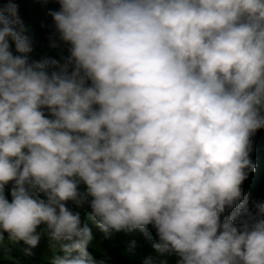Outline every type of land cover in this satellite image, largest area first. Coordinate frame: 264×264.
I'll list each match as a JSON object with an SVG mask.
<instances>
[{"label": "clouds", "instance_id": "clouds-1", "mask_svg": "<svg viewBox=\"0 0 264 264\" xmlns=\"http://www.w3.org/2000/svg\"><path fill=\"white\" fill-rule=\"evenodd\" d=\"M58 2L60 71L0 9V242L31 255L47 236L51 264H95L71 201L104 239L155 228L143 264H264V202L253 214L241 187L264 128V0Z\"/></svg>", "mask_w": 264, "mask_h": 264}, {"label": "trees", "instance_id": "trees-1", "mask_svg": "<svg viewBox=\"0 0 264 264\" xmlns=\"http://www.w3.org/2000/svg\"><path fill=\"white\" fill-rule=\"evenodd\" d=\"M12 1L1 0L0 9ZM13 4L18 6V15L26 29L24 34L32 41V51L26 54L29 60L37 62L45 59L55 60L58 62L57 65H50L48 70L60 71L70 56V44L59 38L54 20L49 14L51 11L59 10L58 0H15ZM10 44L13 54L19 55L15 51L14 43L10 41ZM71 67L68 65L69 71ZM44 111L48 115L47 109ZM251 141L250 158L256 164V168L248 174L241 187L249 198V210L255 214L254 202H264V128L257 130ZM12 184L13 182H9L5 187V195L9 201ZM67 206L73 211H80L83 222L93 231L94 240L89 245L88 252L95 264H143L144 258L157 255L153 244L158 240V236L156 229L151 225L148 226V237L137 231L133 234H115L111 239H104L102 233L88 219L90 208L87 205L77 208L69 201ZM231 211L226 210L225 214H230ZM244 219L246 217L243 215L238 216L234 223L239 225ZM132 240L135 241V245L130 247ZM27 247L23 241L15 243L9 241L5 233L4 240L0 242V264H51L54 255L63 254L59 248L53 251L47 236L41 237L38 245L31 249V255L24 253ZM163 259L167 260V264H177L179 257L173 253Z\"/></svg>", "mask_w": 264, "mask_h": 264}, {"label": "rangeland", "instance_id": "rangeland-1", "mask_svg": "<svg viewBox=\"0 0 264 264\" xmlns=\"http://www.w3.org/2000/svg\"><path fill=\"white\" fill-rule=\"evenodd\" d=\"M1 1V0H0Z\"/></svg>", "mask_w": 264, "mask_h": 264}]
</instances>
